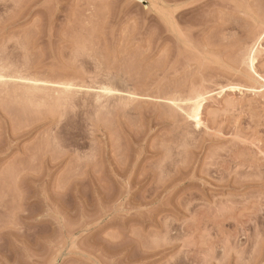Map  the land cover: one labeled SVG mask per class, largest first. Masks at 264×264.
I'll list each match as a JSON object with an SVG mask.
<instances>
[{
  "label": "rangeland",
  "instance_id": "rangeland-1",
  "mask_svg": "<svg viewBox=\"0 0 264 264\" xmlns=\"http://www.w3.org/2000/svg\"><path fill=\"white\" fill-rule=\"evenodd\" d=\"M194 1L0 0V264H264V0Z\"/></svg>",
  "mask_w": 264,
  "mask_h": 264
},
{
  "label": "bare ground",
  "instance_id": "bare-ground-1",
  "mask_svg": "<svg viewBox=\"0 0 264 264\" xmlns=\"http://www.w3.org/2000/svg\"><path fill=\"white\" fill-rule=\"evenodd\" d=\"M195 3H197V0H195L194 1ZM193 2V3H194ZM191 5H193V4H190L189 6H191ZM192 7H194V6H192ZM195 7H197V6H195ZM194 7V8H195ZM194 8H192V9H194ZM191 9V8H190ZM189 9V10H190ZM187 11H188V8L186 9ZM186 10H185V12H186ZM257 40V39H256ZM260 41V40H259ZM257 42H258V40H257ZM259 45V44H258ZM258 45L255 43V44H253V46H252V48H250V50H248V54H246L245 55V57H246V59L244 58V60L246 61V63H247V66H248V70L250 71V72H252L253 74H254V76H256L257 78H258V75L255 73V63H256V54L257 53H259L258 52ZM257 46V47H256ZM258 49V50H257ZM1 79V78H0ZM28 84H30L31 85V87L33 88V89H35V86H37V83L36 82H30V83H28ZM60 86L62 87V89H64V90H68V89H70L71 90V88H70V86H67V85H62V84H60ZM89 92H94V93H98V94H109L110 92H112L110 89H108V88H104V87H101V88H98V89H87ZM221 91L218 93V94H222V93H224V92H226V91H229V92H234V91H236V90H238V91H241L238 87H228L227 89L226 88H223V89H220ZM63 91V90H62ZM114 92V91H113ZM112 92V93H113ZM255 93V92H254ZM195 95H194V97L193 98H191V99H189V100H187L186 102H188L189 104V109H188V113H185L186 114V116H187V118L193 123V125L195 126V127H199V126H201V120H200V113H201V110H202V105H204V101H206V99L208 98L207 97V95H208V93L207 94H201V93H194ZM217 94V95H218ZM176 96H178V95H176ZM191 96H193V95H191ZM174 97V96H173ZM207 97V98H206ZM183 99V98H182ZM172 100V99H171ZM183 101V100H182ZM181 101V99H180V101L178 102V100H176L175 99V101L174 100H172V102L174 103L173 105L174 106H177V103H180V102H182ZM171 101H170V103H172ZM178 106H181V105H178ZM186 112V111H185Z\"/></svg>",
  "mask_w": 264,
  "mask_h": 264
}]
</instances>
